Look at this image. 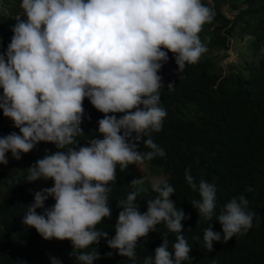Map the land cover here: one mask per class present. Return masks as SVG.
<instances>
[{
	"label": "clouds",
	"instance_id": "9594fccd",
	"mask_svg": "<svg viewBox=\"0 0 264 264\" xmlns=\"http://www.w3.org/2000/svg\"><path fill=\"white\" fill-rule=\"evenodd\" d=\"M1 8L15 24L6 51L0 53V112L19 132L0 136V164H8L6 153L19 160L40 142L56 148L51 154L45 150L43 158L26 169V182L53 183L33 194L23 225L45 240L71 241L77 264H93L98 254L84 250L101 238L134 262L138 240L163 222L168 232L177 234L172 250L169 240L162 238L143 264L190 260L182 225L188 217L170 199L175 189L166 180L152 183L157 195L146 201L143 213L134 203L142 189L118 202L121 210L111 238L97 225L111 216L108 196L117 166L123 171L165 156L151 137L162 129L167 115L160 104L164 85L158 73L169 52L178 76L186 64L199 61L206 51L199 33L213 19V10L202 0H21L22 10ZM86 98L104 114L96 130L102 138L81 145L76 138L83 135ZM116 113L123 115L117 118ZM141 144L149 151H140ZM184 178L199 195L192 206L208 222L216 218L224 242L252 228L257 214L249 210L246 196L231 198L216 215L215 184L204 179L197 183L188 168ZM137 183L142 181H131ZM49 197L55 203L46 207ZM214 241H221V232L208 224L203 229L204 248L212 251ZM50 259L51 264H60L57 258Z\"/></svg>",
	"mask_w": 264,
	"mask_h": 264
},
{
	"label": "trees",
	"instance_id": "16d2710c",
	"mask_svg": "<svg viewBox=\"0 0 264 264\" xmlns=\"http://www.w3.org/2000/svg\"><path fill=\"white\" fill-rule=\"evenodd\" d=\"M202 3L213 10L214 16L211 22L204 24L199 36L205 46L216 47L217 51L201 56L194 64H186L179 76L173 54L168 53V62L158 73L164 85L160 104L167 115L162 129L151 133L165 156L141 164L151 173H159L153 167L163 172L164 177L159 180H166L174 187L170 199L188 217L182 225L191 247L190 260L182 264H264V0H202ZM0 4L8 12L21 10L20 5ZM14 24L2 14L0 7V48L10 43ZM231 36L236 45H243L241 50L247 51L248 58L239 60L235 69L220 72L214 68L217 62L214 58L226 54ZM170 82L174 84L172 88H168ZM83 107L85 118L80 125L83 135L76 138L81 145L94 137L102 138L97 136L96 130L97 121L104 115L87 98ZM114 115L119 118L123 114ZM4 119L0 112V136L19 132L11 120L9 123ZM45 150L51 154L56 148L54 144L40 142L32 151L21 154L19 160L6 153L8 164H0V264H46L50 254H55L60 264H77L71 241L45 240L34 228H27L22 223L33 194L52 186V183L48 184L50 179L38 184L37 180L26 182L24 178L26 169L43 158ZM139 150L149 151L143 144ZM186 168L197 183L204 179L215 184L216 215L231 198L246 196L249 210L257 214L252 228L246 234H237L224 242L216 218L208 222L192 206L191 201L198 200L199 195L185 181ZM139 178L136 163L123 171L117 166L116 181L108 196L111 216L97 225L98 229L108 233V238L115 235L114 225L121 210L117 204L126 199L129 192L142 189L134 201L141 213L147 210L146 201L157 195L151 189L152 183L131 184ZM32 185L34 190L29 191ZM249 186L253 191H246ZM54 203L49 197L45 206L51 207ZM42 211L37 209L38 213ZM208 224L214 231L221 232V241L213 242L212 251L206 250L203 243V229ZM188 229L191 232L186 231ZM176 235L160 223L155 231L138 240L134 262L110 249L104 238L84 251L94 250L98 254L99 258L93 264H143L144 258L152 255L162 243V238L169 240L171 251ZM193 236L198 239L193 240ZM109 252L111 256L106 255Z\"/></svg>",
	"mask_w": 264,
	"mask_h": 264
},
{
	"label": "rangeland",
	"instance_id": "374dc122",
	"mask_svg": "<svg viewBox=\"0 0 264 264\" xmlns=\"http://www.w3.org/2000/svg\"><path fill=\"white\" fill-rule=\"evenodd\" d=\"M206 1L207 2H211V0H206ZM0 3L14 4L15 6L16 5L18 6V5H20L21 0H0ZM0 7H2L1 4H0ZM225 7H226L225 5L222 6L223 10L226 11ZM2 12H3L4 15H6L5 8H3ZM228 42H229L228 43V47L225 50L226 54L222 58H218V57L214 58V59L217 60L216 64L214 65V68H216V70H219L220 72H226V71L230 70L231 68L235 69V67L238 65V61L239 60H244L245 57L248 56L247 55V51L245 52V49H244V51L241 50L242 47H243L242 44L238 43L236 45L235 40L233 39V36L228 38ZM8 44H9V42L4 46L5 48H0V53H3V52L6 51ZM205 47H206V51L201 56H203V55H212V54H215V52L217 51L216 47H209V46H205ZM242 52H245V53L242 54ZM9 120L10 119H8L6 117L4 119L5 122H9ZM153 170L154 171H159V173H151L150 170H148L146 168V166H144L140 162H137L136 163V172L140 175L139 181H142V183H138V184H146L148 182L149 183H153L156 180H159L160 177L162 176L163 172L161 170L155 168V167H153ZM162 177H164V176H162ZM36 183L43 184L44 181L41 180V179H38ZM51 183H53V182L51 181L48 184H51ZM32 190H34L33 185L29 188V191H32ZM51 257H55L56 258L55 254H50L49 257H48V260L46 261V264H51V259H50Z\"/></svg>",
	"mask_w": 264,
	"mask_h": 264
},
{
	"label": "built area",
	"instance_id": "2783aa9c",
	"mask_svg": "<svg viewBox=\"0 0 264 264\" xmlns=\"http://www.w3.org/2000/svg\"><path fill=\"white\" fill-rule=\"evenodd\" d=\"M16 15H18V14H14V15H13V17H14V20H15V16H16ZM21 18H23V17H21Z\"/></svg>",
	"mask_w": 264,
	"mask_h": 264
}]
</instances>
